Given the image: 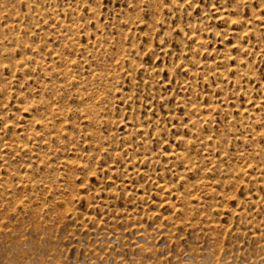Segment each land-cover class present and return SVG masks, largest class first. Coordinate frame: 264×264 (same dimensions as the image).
I'll use <instances>...</instances> for the list:
<instances>
[{"label":"rangeland","instance_id":"rangeland-1","mask_svg":"<svg viewBox=\"0 0 264 264\" xmlns=\"http://www.w3.org/2000/svg\"><path fill=\"white\" fill-rule=\"evenodd\" d=\"M0 264H264V0H0Z\"/></svg>","mask_w":264,"mask_h":264}]
</instances>
